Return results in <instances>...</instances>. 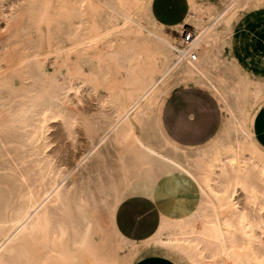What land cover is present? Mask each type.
I'll use <instances>...</instances> for the list:
<instances>
[{"label":"bare ground","instance_id":"obj_1","mask_svg":"<svg viewBox=\"0 0 264 264\" xmlns=\"http://www.w3.org/2000/svg\"><path fill=\"white\" fill-rule=\"evenodd\" d=\"M254 1L227 0L215 13L188 0L180 26L198 38L177 54L151 0H0V264H67L68 251L93 240L110 242L128 264L157 246L193 264H264V151L245 111L264 102V82L246 75V44L229 38L232 14ZM131 35L153 45L159 69L149 86L125 92L107 79L102 57L114 38ZM184 84L226 109L231 164L177 150L149 117L154 96ZM132 197L159 209L140 241L114 221ZM80 260L99 264L94 253Z\"/></svg>","mask_w":264,"mask_h":264},{"label":"rangeland","instance_id":"obj_2","mask_svg":"<svg viewBox=\"0 0 264 264\" xmlns=\"http://www.w3.org/2000/svg\"><path fill=\"white\" fill-rule=\"evenodd\" d=\"M226 1L227 0H195L199 7L209 11L212 10L215 13H219L224 9ZM230 23V41L233 42L234 39H238L244 42V45L246 44L240 51L244 54V57H242V67L244 68L246 75L264 82V0L254 1L244 12L235 11L231 16ZM40 25L41 27H44V23H41ZM183 27L178 26L177 29H179V31L177 29L172 30L166 27L164 28V33L171 35L179 44L180 41L176 34H179L178 32H180ZM185 28L194 32V29L189 26H185ZM43 45L44 50L46 51L47 46L45 42ZM106 51L109 56L103 57L102 60L110 69L112 79L119 89L125 92L138 91L153 79L155 66L153 51L145 43H143L138 36H134L131 39L116 37L112 40V43L108 45ZM234 61L236 65H239L240 62L238 60ZM55 68L53 60L48 59L46 61V70L48 72H52L55 71ZM246 83L248 84L247 81ZM196 95L199 97L196 98ZM185 96L186 99H188V97L189 99L193 97V100L208 105L209 109H214L215 134L219 133L207 146L203 148L182 149L172 144L166 137L168 142L179 151L192 152L195 153L196 156L204 157L208 160L211 159V161L214 158H218L222 162L228 159L231 164L235 155L234 150L225 146L224 139L231 130L232 123L228 118L224 106L208 90L193 84H184L174 87L168 91L164 100L162 99L163 97L157 100L154 96L151 102L149 117H157V111L161 99V103L166 101L167 104L177 97L184 98ZM245 108L248 115L246 123L249 127L252 139L255 144L262 151H264V147L259 144L253 134L254 119L259 111L264 108V102L257 105L250 111H248L247 104ZM213 161L212 163L219 168L218 164ZM161 248L162 250H160ZM93 253L96 254L99 264H128V261L123 258L121 251L117 247H114L108 241L101 240H93L88 247H84L82 249V252H79L78 249L68 251L69 257L71 256V260L70 263L67 264H87L80 260L81 255L86 257V255ZM151 255L168 259L173 264H193L184 252L164 246H157L144 250L140 248L137 258L139 259ZM137 258L130 264H134V261L138 260ZM48 264L66 263H63L55 258L48 262Z\"/></svg>","mask_w":264,"mask_h":264},{"label":"crops","instance_id":"obj_3","mask_svg":"<svg viewBox=\"0 0 264 264\" xmlns=\"http://www.w3.org/2000/svg\"><path fill=\"white\" fill-rule=\"evenodd\" d=\"M150 10L152 15L159 24H161L164 28L168 27V29L174 30L177 29L178 26H180V24L183 23V21L185 20V17L189 10V3L188 0H151ZM132 37L134 36L133 35L124 36L123 38L131 39ZM139 38L143 43H145L149 48L152 49L155 58L154 59L155 66L153 71L154 77L147 85L142 87V89H144L147 86H149L156 78L159 69V59L153 45H151L145 39L141 37ZM108 56L109 54L105 50L103 57H108ZM102 68L109 82L114 87L118 88L112 79V73L110 69L106 66L103 60H102ZM166 96L163 97L162 99L164 100ZM198 97L199 96L196 95V98ZM161 101L159 103V107L157 111V119H158L159 127L164 132V135L168 138V140L175 146L182 149L203 148L207 146L219 133L218 132L217 134H215L216 130H215L214 109L211 108L209 109L208 105L193 100V97H191L190 99L188 97V99H186V96L184 98L177 97L173 101L168 102L167 104L166 101L163 103H161ZM253 134L256 140L259 142V144L264 147V108L259 111V113L256 115L254 119ZM140 198L141 197H132L123 201L117 207L114 217L115 226L117 230L124 237L134 241H140L146 239L149 236V234L153 232V230L156 227L154 225H157L156 223L158 222L159 209L156 202L150 199H146V198L140 199ZM120 212L122 214L123 213L126 215L128 214L127 217L125 215L126 217L125 218L124 215H121ZM119 214L121 216H119ZM120 217H124L125 219L124 218L119 219ZM129 217L132 218L130 219ZM127 218H129L130 220H128ZM154 219L156 220L153 221ZM127 220L130 221L131 223L128 222ZM133 220H135V222ZM123 221L129 224H126V226H124L125 224H123L124 223ZM133 222L135 223V225ZM144 222L147 223L149 226ZM120 224L123 225L124 227L123 226L121 227ZM152 224H154L153 227ZM131 225L134 228L131 227ZM142 226L145 227L142 228ZM146 227L147 228L149 227V229H147ZM122 228L123 230H121ZM135 228L137 231L135 230ZM142 229L143 232L140 231ZM129 230L131 231L129 232ZM139 231L141 233H139ZM136 232L138 235L142 233L144 234L145 232L144 234L145 236L140 235L139 238ZM134 233L136 234V236ZM134 264H173V263L163 257L151 255V256H145L139 258L134 262Z\"/></svg>","mask_w":264,"mask_h":264},{"label":"built area","instance_id":"obj_4","mask_svg":"<svg viewBox=\"0 0 264 264\" xmlns=\"http://www.w3.org/2000/svg\"><path fill=\"white\" fill-rule=\"evenodd\" d=\"M177 38L179 39L180 43L176 44V53L182 54L183 51L195 44L198 35L197 33L192 32L191 30H187L185 27L181 30L179 34H176ZM195 54L191 53L189 59L191 61L195 60Z\"/></svg>","mask_w":264,"mask_h":264}]
</instances>
